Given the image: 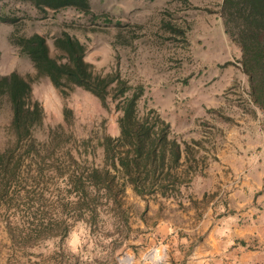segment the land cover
<instances>
[{"label": "crops", "instance_id": "0c3cea01", "mask_svg": "<svg viewBox=\"0 0 264 264\" xmlns=\"http://www.w3.org/2000/svg\"><path fill=\"white\" fill-rule=\"evenodd\" d=\"M223 1L119 4L156 29L163 14L182 16L195 37L187 87L175 82L174 53L165 50L157 74L146 77L153 79L155 110L181 147L179 192L152 196L144 212L129 188L144 205L130 226L157 257L163 252V264H264V115L251 101L240 50L225 33Z\"/></svg>", "mask_w": 264, "mask_h": 264}, {"label": "trees", "instance_id": "16d2710c", "mask_svg": "<svg viewBox=\"0 0 264 264\" xmlns=\"http://www.w3.org/2000/svg\"><path fill=\"white\" fill-rule=\"evenodd\" d=\"M41 4L51 10L71 7L88 13L90 9L87 0H41ZM221 18L225 33L240 50L251 101L264 115V0H224ZM15 45L31 61L37 76L48 78L60 93L65 94L64 88L70 86L82 88L98 98L103 107L111 100L121 113L119 136L105 137L102 142L101 169L78 172L69 165L67 175L61 177L62 184L54 185L50 191L16 190L14 182L21 158L15 150L30 137L32 129L41 126L43 109L32 99L29 81L16 73L0 77V98L4 97L10 106L13 138L11 147L0 150V221L9 243L7 262L87 264L62 250L61 244L76 223H84L90 237L97 233L102 239H109L112 235L99 226L105 221L101 218L105 213L116 220L115 234L120 241H111L114 249L130 240L132 233L136 238L140 230L134 232L130 226L124 196L126 187L130 186L145 202L144 212L147 197L178 193L181 182L176 170L180 165L181 147L170 126L154 111L138 115L137 102L143 94L142 88L128 85L117 74L97 72L85 61L86 49L77 39L63 33L54 40L60 60L50 57L45 39L38 34L20 38ZM70 160L76 163L72 157ZM44 175L45 169L38 164L34 180ZM47 192L51 201L46 206ZM58 209L65 216L56 217ZM52 241L54 250L50 254L39 252ZM104 251L108 258V250ZM106 264H115V261Z\"/></svg>", "mask_w": 264, "mask_h": 264}, {"label": "rangeland", "instance_id": "374dc122", "mask_svg": "<svg viewBox=\"0 0 264 264\" xmlns=\"http://www.w3.org/2000/svg\"><path fill=\"white\" fill-rule=\"evenodd\" d=\"M87 1L90 9L88 13H83L71 7L51 10L41 4V0H0V77L16 73L29 81L32 99L38 101L43 109L41 126L32 129L30 137L15 150V154L21 158L20 170L14 182L16 190L35 188L36 191H50L54 185L62 184L61 177L67 175L69 165H72L71 170L78 172L83 169H101L104 164L102 142L105 137L119 136L118 120L121 116L111 100L103 107L98 98L82 88L70 86L64 88L65 94H62L48 78L38 77L31 61L15 45L18 39L33 34L42 36L50 57L56 60H60L61 54L56 50L54 40L63 33L77 39L86 49L85 61L97 72L117 74L128 85L142 88L143 94L137 102L139 116L150 110L157 114L156 96L152 94L153 87L150 85L153 79L150 77L147 80L146 77L157 74L162 51L165 50L168 55L174 53L178 77L175 82L180 88L187 87L190 61L193 58L190 46L195 37L187 31L188 26L182 16L163 14L159 17L163 23L156 29L148 24L145 16L126 15L119 7L124 0ZM177 26L178 30L175 29ZM241 87L246 90L244 84ZM176 99L183 102L186 97L179 96ZM10 122V106L1 97L0 150L13 145ZM38 164L45 169V175L34 180ZM129 188L126 187L124 196L131 219L132 215L141 214L144 205L137 203L134 197L137 195L132 191V196ZM48 193L44 200L46 206L51 201ZM152 196L147 197V201ZM134 211L137 213L134 214ZM54 215L65 216L61 209ZM101 218L105 221L99 226L112 235L111 238L102 239L97 233L90 237L85 224L77 222L61 244L65 254L71 258L80 257V261L87 264H106L111 261H115V264L165 262L163 252L157 257L156 248L146 246L139 237L133 238L135 233L131 234L130 240L114 249L115 245L111 241H120L115 234L116 220L105 213L101 214ZM74 233L81 240L76 245L70 243ZM53 244L54 241L46 243L39 252L47 256L54 250ZM8 245L0 221V264H8ZM106 249L108 258L104 251Z\"/></svg>", "mask_w": 264, "mask_h": 264}, {"label": "clouds", "instance_id": "9594fccd", "mask_svg": "<svg viewBox=\"0 0 264 264\" xmlns=\"http://www.w3.org/2000/svg\"><path fill=\"white\" fill-rule=\"evenodd\" d=\"M80 242H81V240H80V238H79V235L76 234V233H74V234L72 235V237H71V241H70V243L73 244V245H76V244H78V243H80Z\"/></svg>", "mask_w": 264, "mask_h": 264}]
</instances>
